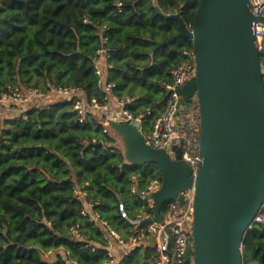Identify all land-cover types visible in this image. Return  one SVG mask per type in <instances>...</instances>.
<instances>
[{
	"label": "trees",
	"instance_id": "obj_1",
	"mask_svg": "<svg viewBox=\"0 0 264 264\" xmlns=\"http://www.w3.org/2000/svg\"><path fill=\"white\" fill-rule=\"evenodd\" d=\"M199 4L0 0V94L17 85L46 93L52 87H76L87 101H101L94 60L105 49L112 95L134 115L149 110L148 131L165 106L164 85L184 60L183 51H194L187 38L159 44L179 32L172 15L191 30ZM20 109L13 118L0 115V264H103L108 259L103 238L81 215L84 205L74 190L84 186L103 217L127 235L130 226L120 218L118 203L135 217L146 204L140 193L152 180H162V169L127 162L111 129L105 132L95 114L80 121L70 100ZM76 224L98 247L95 251L71 237L69 229ZM49 251L55 253L53 261L44 259ZM151 255L150 248H136L121 264L150 263ZM243 264H264V223L245 234Z\"/></svg>",
	"mask_w": 264,
	"mask_h": 264
},
{
	"label": "water",
	"instance_id": "obj_2",
	"mask_svg": "<svg viewBox=\"0 0 264 264\" xmlns=\"http://www.w3.org/2000/svg\"><path fill=\"white\" fill-rule=\"evenodd\" d=\"M171 18L179 32L159 46L187 38L195 50L196 76L179 94L180 105L194 95L198 99L202 163L197 177L181 159V146L172 147L171 159L146 143L138 123L109 125L124 141L127 162L162 169L161 188L147 196L155 204V222H161L166 202L183 205L181 192L195 188L193 247L185 264H243L245 234L264 205V50L258 49L253 30L256 23L264 25V17L251 13L249 0H200L191 30L179 15Z\"/></svg>",
	"mask_w": 264,
	"mask_h": 264
},
{
	"label": "built area",
	"instance_id": "obj_3",
	"mask_svg": "<svg viewBox=\"0 0 264 264\" xmlns=\"http://www.w3.org/2000/svg\"><path fill=\"white\" fill-rule=\"evenodd\" d=\"M249 10L258 17H264V0H249ZM256 35V45L259 50H264V25L256 23L253 26ZM184 60L172 72V81L165 84L167 100L159 116L150 122V128L145 130L146 113L134 115L126 107V102L119 100L112 95L113 85L107 82V52L105 49L99 51L94 60L95 74L98 78V86L103 91L101 101H87L84 92L76 87H52L49 92H44L40 88L10 86L9 91L0 94V106L12 105L23 108L33 104H38L50 96L56 99H67L72 101L73 109L82 121L88 114L98 115L102 120L105 132L109 130L110 122L129 123L136 122L140 125V131L145 136L146 143L155 149L165 150L171 159H175L173 146H181V159L191 169L192 176L197 177L202 157L200 154V113L198 99L194 95L187 105H180L181 95L179 90L193 77L196 76L195 50L183 51ZM261 64L262 68L264 63ZM263 72V69H262ZM264 77V73H263ZM115 107V108H114ZM109 127V128H108ZM137 181V177L133 178ZM87 185V184H86ZM162 180H152L145 191L140 193V197L146 201L142 209L130 217L123 202L117 205V211L121 219L129 224V234L125 235L116 230L108 220H106L83 186L74 190L76 199L83 202L81 215L92 223L100 231L103 238L108 259L103 264H121L125 255H128L136 248L152 249L151 262L146 264H185V254L187 249L193 247L194 229V196L195 188L192 187L181 192L184 204L178 201L166 202L161 210V222H155V204L147 196L159 191ZM131 191L136 192V185L132 186ZM166 205L164 211L163 208ZM151 221L149 226L146 221ZM264 223V215L259 213L248 227L252 231L256 226ZM71 237L77 241L84 242L88 247L95 251L97 246L89 241L83 233L81 225L76 224L69 229ZM49 251L46 255H52ZM193 252L190 255V262L193 263ZM66 264H78L75 261L67 260Z\"/></svg>",
	"mask_w": 264,
	"mask_h": 264
},
{
	"label": "rangeland",
	"instance_id": "obj_4",
	"mask_svg": "<svg viewBox=\"0 0 264 264\" xmlns=\"http://www.w3.org/2000/svg\"><path fill=\"white\" fill-rule=\"evenodd\" d=\"M262 63H264V60L263 59H262ZM262 69H263V73H264V67ZM55 100H56V97L50 96L47 99H45L43 101V103L53 102ZM110 129L112 131L111 132L112 135L115 136V138H116V144H115V146L124 153L125 152L124 141L118 136V134L112 128H110ZM59 252H62V251H59ZM46 254H45V257H44L45 260H48V261H53L54 260L55 253L52 254V255H46Z\"/></svg>",
	"mask_w": 264,
	"mask_h": 264
},
{
	"label": "crops",
	"instance_id": "obj_5",
	"mask_svg": "<svg viewBox=\"0 0 264 264\" xmlns=\"http://www.w3.org/2000/svg\"><path fill=\"white\" fill-rule=\"evenodd\" d=\"M20 111L21 109L19 107H14L12 105L0 106V115L4 117H16L20 115Z\"/></svg>",
	"mask_w": 264,
	"mask_h": 264
}]
</instances>
